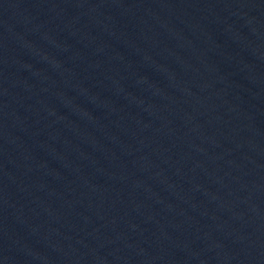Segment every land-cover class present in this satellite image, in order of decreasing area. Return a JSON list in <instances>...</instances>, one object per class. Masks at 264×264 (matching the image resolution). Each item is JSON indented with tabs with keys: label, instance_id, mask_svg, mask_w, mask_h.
<instances>
[{
	"label": "water",
	"instance_id": "1",
	"mask_svg": "<svg viewBox=\"0 0 264 264\" xmlns=\"http://www.w3.org/2000/svg\"><path fill=\"white\" fill-rule=\"evenodd\" d=\"M0 264H264V0H0Z\"/></svg>",
	"mask_w": 264,
	"mask_h": 264
}]
</instances>
